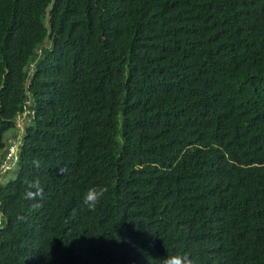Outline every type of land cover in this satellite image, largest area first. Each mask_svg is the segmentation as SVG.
<instances>
[{
    "label": "trees",
    "instance_id": "obj_1",
    "mask_svg": "<svg viewBox=\"0 0 264 264\" xmlns=\"http://www.w3.org/2000/svg\"><path fill=\"white\" fill-rule=\"evenodd\" d=\"M4 160L0 264H264V0H0Z\"/></svg>",
    "mask_w": 264,
    "mask_h": 264
},
{
    "label": "clouds",
    "instance_id": "obj_2",
    "mask_svg": "<svg viewBox=\"0 0 264 264\" xmlns=\"http://www.w3.org/2000/svg\"><path fill=\"white\" fill-rule=\"evenodd\" d=\"M11 147H15V145H12ZM10 147V148H11ZM9 148V150H10ZM8 164V160H5ZM35 167L39 168L40 164L39 161H34L33 162ZM59 171L64 174V169L60 168ZM30 189H35V191H28L25 194V199H32L35 200L37 196L42 194V187L39 184V181H35L31 184H29ZM107 189L104 187L96 188V187H91L87 190L83 197V204L87 206V208L90 211H95L96 206L100 202L101 198L104 196L106 193ZM160 264H197V261L193 258V256L187 252L183 253H176V254H171L167 255L160 260Z\"/></svg>",
    "mask_w": 264,
    "mask_h": 264
},
{
    "label": "built area",
    "instance_id": "obj_3",
    "mask_svg": "<svg viewBox=\"0 0 264 264\" xmlns=\"http://www.w3.org/2000/svg\"><path fill=\"white\" fill-rule=\"evenodd\" d=\"M15 150V148L14 147H11L10 148V151H9V153H8V156H11L12 155V152ZM7 167V162L4 160L3 162H2V164L0 165V168H2V170H4L5 168Z\"/></svg>",
    "mask_w": 264,
    "mask_h": 264
},
{
    "label": "rangeland",
    "instance_id": "obj_4",
    "mask_svg": "<svg viewBox=\"0 0 264 264\" xmlns=\"http://www.w3.org/2000/svg\"><path fill=\"white\" fill-rule=\"evenodd\" d=\"M19 123H21V122H19ZM13 143H16V140L15 139H13Z\"/></svg>",
    "mask_w": 264,
    "mask_h": 264
}]
</instances>
